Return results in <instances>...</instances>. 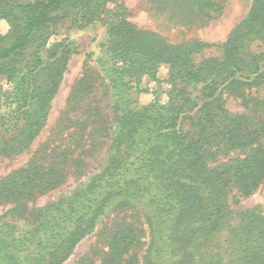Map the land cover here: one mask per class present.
Segmentation results:
<instances>
[{"label":"trees","instance_id":"1","mask_svg":"<svg viewBox=\"0 0 264 264\" xmlns=\"http://www.w3.org/2000/svg\"><path fill=\"white\" fill-rule=\"evenodd\" d=\"M109 1L0 0V21L8 26L0 29V157L23 153L45 126L75 49L67 40H49L69 19L82 27L108 15L109 65L98 73L88 69L109 80L114 134L106 168L71 196L34 209L30 227L17 222L23 205L0 216V264H61L109 210L139 207L144 199L155 202L152 214L142 209L153 234L147 264H264V215L249 208L236 212L228 202L232 185L248 195L264 176V144L257 142L264 123L247 135L236 117L226 124L224 96L264 85V51L249 49L253 41L264 44V0H254L219 56H204L209 44L173 46L142 32L125 16L105 13ZM197 3L203 9L208 0H187L188 15L199 13ZM162 63L170 66L167 100L156 96L137 108L132 94L141 89L134 80L146 74L156 81ZM86 76L73 95L89 83ZM93 116L95 122L101 114ZM188 120L193 130H185ZM221 144L249 151L218 163ZM70 161L75 159L65 155L43 168L31 163L0 180V196L22 200L59 186L62 168L55 167ZM235 213L236 223L225 229ZM134 225L118 224L105 264H122L123 254L139 246ZM223 229V245L212 244ZM155 252L180 257L160 262Z\"/></svg>","mask_w":264,"mask_h":264},{"label":"rangeland","instance_id":"2","mask_svg":"<svg viewBox=\"0 0 264 264\" xmlns=\"http://www.w3.org/2000/svg\"><path fill=\"white\" fill-rule=\"evenodd\" d=\"M21 1L28 3L33 0ZM186 1L111 0L105 8V13L117 12L125 16L138 30L155 34L169 45L209 44L212 47L205 51L204 56H219L221 47L249 15L254 2V0H208V5L203 9L199 8L198 3L196 4L198 14L188 15L185 8ZM107 17L108 15H103L101 20L82 27L72 26L71 19L66 20L57 34L50 38V43L67 40L75 49L59 89L50 101L45 126L23 153L14 157H0V180L31 163L43 168L50 164L51 159L58 162L65 155L68 160L75 159L73 162L55 167L62 168L63 176H60L59 186L36 192L32 198L22 200L0 196V216L18 205L25 207L23 218L17 221L22 229L30 227L29 215L34 209L71 196L83 188L93 176L102 172L108 164L114 135L110 128L113 118V97L108 85L109 80L105 79V82H102L97 74L109 65ZM0 29L5 32L8 29L7 24L0 21ZM249 49L261 52L264 51V44L256 40L251 43ZM88 68H96L97 70H94L97 73ZM169 72L170 66L162 63L158 67L156 81L146 74L139 82L135 79L134 84L138 85L141 92L135 91L132 94L133 100L136 101L134 106L141 108L148 105L156 96L165 102L170 88L166 82ZM87 74L86 80L90 84L86 83L80 91H77V95H73L74 90L78 89L79 83ZM3 84L4 79L0 77V85ZM87 91L90 92L86 93ZM224 96L227 110L226 124L236 117V120L239 119L242 123L240 127L244 130L243 134L247 135L264 123V85L254 86L239 93H226ZM95 108L102 117H97L94 122L93 115L97 112ZM85 123L86 129L82 128ZM99 127H103L105 133L101 130L99 132ZM184 128L186 131L193 130L190 120L185 122ZM257 142L264 144V134L257 139ZM220 149H223V153L219 154L218 163L236 157H245L249 151V148L238 145L233 147L221 144ZM154 190L153 187L152 191ZM228 202L236 212L249 208L257 209L264 215V176L257 188L248 195L241 194L238 187L232 185L228 191ZM141 204L134 208L130 206L127 210H125L126 205L109 210L97 227L77 244L73 253L61 264H105L110 253L114 230L122 220L135 224L134 233L138 234L140 241L139 246L123 254L122 264H147L148 248L153 234L144 213L146 210L147 213L152 214L151 209H155V202L144 199ZM143 207L144 211H142ZM236 219L235 213L225 229H231ZM225 232L228 231L223 229L212 238L211 243L223 245ZM229 253L226 252V256ZM154 255L160 262L166 259L177 261L180 257V254L175 252H155Z\"/></svg>","mask_w":264,"mask_h":264}]
</instances>
